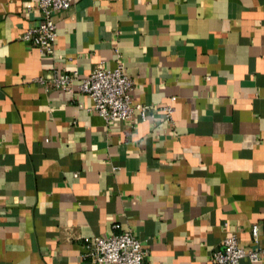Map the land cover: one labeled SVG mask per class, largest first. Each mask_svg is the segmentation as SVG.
<instances>
[{"label":"crops","instance_id":"0c3cea01","mask_svg":"<svg viewBox=\"0 0 264 264\" xmlns=\"http://www.w3.org/2000/svg\"><path fill=\"white\" fill-rule=\"evenodd\" d=\"M37 1L0 0V264H103L84 236L114 223L142 264H214L230 231L264 247V0H74L52 55L20 38ZM118 63L145 119L106 122L36 80ZM170 102L172 122L155 107Z\"/></svg>","mask_w":264,"mask_h":264},{"label":"built area","instance_id":"2783aa9c","mask_svg":"<svg viewBox=\"0 0 264 264\" xmlns=\"http://www.w3.org/2000/svg\"><path fill=\"white\" fill-rule=\"evenodd\" d=\"M73 1L38 0L40 20L23 32L21 40L36 47L42 55H52L56 38L53 14L68 9ZM36 80L68 93L78 90L87 94L92 100L88 109L101 115L106 122L112 119L129 120L135 115L145 119L152 112L151 104L134 100V79L125 71L122 63L113 68L99 64L80 78L76 71L53 69L48 77L39 75ZM170 99L174 100L175 96L172 95ZM155 107L161 110L170 122L173 121L174 106L171 102L160 103ZM113 227L116 230L109 235L84 236L82 256L103 264H142L148 254L147 246L130 229H120L118 223H114ZM250 231L254 242L257 243L258 225L252 224ZM263 248L258 244L252 247L241 245L237 234L230 231L222 238L219 247L211 252V260L214 264H235L241 258L255 261L260 259Z\"/></svg>","mask_w":264,"mask_h":264}]
</instances>
